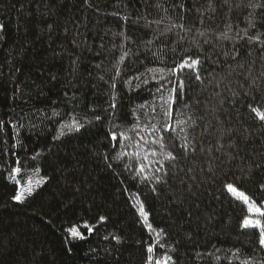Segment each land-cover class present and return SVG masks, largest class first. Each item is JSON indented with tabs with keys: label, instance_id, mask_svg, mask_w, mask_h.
Segmentation results:
<instances>
[{
	"label": "trees",
	"instance_id": "trees-1",
	"mask_svg": "<svg viewBox=\"0 0 264 264\" xmlns=\"http://www.w3.org/2000/svg\"><path fill=\"white\" fill-rule=\"evenodd\" d=\"M188 56L202 79L182 73L169 121L157 89ZM249 105L264 109V0H0V264H146L157 241L173 264H264L258 233L240 229L243 206L222 191L233 182L264 201V126ZM189 117L185 156L176 120ZM113 132L130 137L123 148ZM161 136L163 149L151 143ZM141 137L177 157H150L163 161L149 173L159 184L125 167L142 161L116 159ZM15 167L22 183L44 181L20 204Z\"/></svg>",
	"mask_w": 264,
	"mask_h": 264
},
{
	"label": "snow or ice",
	"instance_id": "snow-or-ice-1",
	"mask_svg": "<svg viewBox=\"0 0 264 264\" xmlns=\"http://www.w3.org/2000/svg\"><path fill=\"white\" fill-rule=\"evenodd\" d=\"M260 5H257L259 7ZM203 35V33H201ZM225 38L226 35H225ZM251 39V38H250ZM257 40H259V37H256ZM124 55H127L125 53ZM124 57H121V61H123ZM201 64V60L199 57L193 58L191 56H188L182 60V62L178 63L174 68L167 70L170 74L176 76L175 80H169L163 85H161V88H158V92H163L167 91L168 95L161 96V100L163 102V115L168 118L169 121L173 119V113H174V108L173 106L177 103L178 99H182L184 94H185V81L182 78V73L185 70H189L193 73H195V79L197 81H200L201 75L199 73V65ZM152 72H155L157 70L152 69L150 70ZM165 69H159V72L162 74L161 79H164V73ZM120 72L119 69L117 70V76H119ZM115 79V78H114ZM135 79L139 80V77H136ZM159 82V81H158ZM126 84L131 83V79L125 81ZM144 83H147V81H144ZM171 85V87H169ZM112 87L115 88L116 85L115 83L112 84ZM235 95V93H233ZM113 100H115V97H113ZM112 108L116 107V104L113 103L111 105ZM140 107H143L141 105ZM187 108L188 106L185 105ZM249 110L252 114H254V117L257 121L260 122L262 126H264V109H261L259 107H254L249 105ZM99 119V117H97ZM189 120L191 123L185 120H176L177 125H182L180 127V132L185 133V135L181 138L182 142L180 147L183 149L185 156L188 155L189 151H194L195 150V145L188 140L187 134L185 132V127H191L192 124L195 123L194 120L189 117ZM63 127L68 128L69 130L73 131H79L80 128L82 127L79 122H74L73 124H67L63 125ZM153 131H156L155 126H153ZM132 131H136V128H133ZM141 132L144 131V129H140ZM164 132H175L176 128L173 127L171 123H168L165 125L163 128ZM111 140L113 141V146H116V142L119 141L121 148L124 147L123 142L126 140H130V137L126 133H120L119 135L115 132L111 133ZM59 136L55 137L54 139H58ZM143 141V144L137 142L135 144V147L138 149L136 152H127V151H121L117 154L116 159L117 160H122L125 156H133L135 157L138 161H142L138 167L135 169H132L129 165H125L126 169L129 171H134L135 176H133V179L139 177L141 181H146V180H154L157 184L162 182V177L161 176H154V175H149V173H159L161 169L164 167L163 161L161 160H154L150 159V157H157L158 155L163 156L164 160L168 161H175L177 157L173 155L172 152H157L156 150L152 148H147L146 146L149 144V141L147 139H144L143 137L140 138ZM163 137L161 136L159 139H153L151 141L152 144H158L161 149L165 147L163 143ZM16 145H12V147H15ZM203 150V149H201ZM219 150V149H217ZM39 155V154H37ZM35 158V157H33ZM229 159H232L231 156H229ZM19 163V161H17ZM153 164H159L160 167L157 168H152L151 165ZM111 167V165H109ZM259 166V165H258ZM37 173H39V169L35 170ZM191 172V169L189 170ZM209 171L213 172L212 167H209ZM21 172V169L19 167H15L11 170L10 173V179L15 181L17 184V189L15 191V195L12 197L13 201L17 204L23 203L26 196H32L33 192L36 187H39L44 181L43 179H38L35 182H33L31 179L27 181V183H22L20 180L17 179V174ZM168 173L167 171L164 172V176H167ZM213 175L215 173L213 172ZM261 190L264 191V184L261 186ZM189 190H191V185H189ZM223 192L227 193L228 196L233 200L238 202L243 206L244 211L246 214L243 216L242 220L240 221V229L243 230H255L256 233H258V243L259 247L261 249H264V201H257L254 197L250 196L247 194L245 191L241 190L235 183L233 182H225L223 184ZM153 192H156V189L153 188ZM138 206V214L140 217L143 218L146 227L148 228L149 232L154 231L152 228L151 224H148V213L145 211L144 204L139 200V197L137 196L136 198V204L134 207ZM101 220L104 219V217L100 218ZM84 228L87 229L89 233L92 232V226L88 224L83 225ZM65 231L69 234V237L72 239H84V236L82 232L80 231V226L78 225H72L70 227H67ZM157 235L159 236L160 233L157 232ZM114 239L119 240L118 237H114ZM158 244V241L152 244H149V246L146 248V252L148 253L147 258H146V264H173L172 257L165 254L162 257H157L155 254V248L156 245ZM160 247H163V245H160ZM233 255H236L234 253ZM242 264H251L250 261H242Z\"/></svg>",
	"mask_w": 264,
	"mask_h": 264
}]
</instances>
